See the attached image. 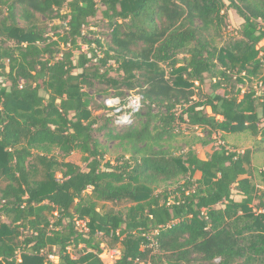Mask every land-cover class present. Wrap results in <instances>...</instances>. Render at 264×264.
<instances>
[{
    "label": "trees",
    "instance_id": "obj_1",
    "mask_svg": "<svg viewBox=\"0 0 264 264\" xmlns=\"http://www.w3.org/2000/svg\"><path fill=\"white\" fill-rule=\"evenodd\" d=\"M228 9L243 22L219 46ZM99 17L105 40L92 30ZM263 40L264 0H0V264H104L118 245L116 264H264L252 151H173L182 125L206 133L202 146L222 133L264 141ZM255 80L260 91L242 93ZM98 86L105 99L144 96L121 128L101 106L124 151L115 163L95 135ZM77 152L82 166L69 160Z\"/></svg>",
    "mask_w": 264,
    "mask_h": 264
},
{
    "label": "rangeland",
    "instance_id": "obj_2",
    "mask_svg": "<svg viewBox=\"0 0 264 264\" xmlns=\"http://www.w3.org/2000/svg\"><path fill=\"white\" fill-rule=\"evenodd\" d=\"M228 4L229 2L226 1ZM226 23L223 27V33L222 37L217 40V43L219 46H223L224 43L237 38L238 31L240 29V25L243 22V20L239 17L237 12L233 9H228L226 11ZM55 23H59V21H55ZM94 27L92 28L93 32H95L96 37H101L103 40L108 38V31L105 28V23L103 20L99 17L98 20H95L93 22ZM90 38H93V35L90 36ZM84 48V47H83ZM259 48H264V40L259 44ZM113 64V63H111ZM114 66V65H113ZM116 67V66H114ZM112 75L117 76L116 73H112ZM216 81L215 79H212L211 77H208L205 84L202 86L201 91L203 94H212V88L211 84ZM238 87L242 88V93L248 90V88H253L257 91H260V83L255 80L252 83H247L246 85H238ZM101 90L100 87H96L94 89L88 90L89 94H91L94 98L93 102V114L98 119H101V122L99 124V128L101 130L97 131L95 133L96 137L101 141L104 149L106 150V156L105 160L110 161L111 163H115L116 159L119 158L121 155L124 154L123 148L119 146L117 142H111L106 134L110 130L111 124L109 123V126H105V109L100 110L101 106H103L104 97L100 94H97V91ZM201 93V94H202ZM218 94H223L224 90L219 89L217 91ZM200 94V93H199ZM208 112H210V109H207ZM183 134L179 137H177L173 141V148H177V150H173L177 152L178 154L187 152L190 147H193V150L198 154V156L201 159H204L208 157L212 151H214L216 148L220 146H225L229 150L237 151L239 153H244L246 150L252 151V163L249 167V175L251 176L252 181L256 184V186L262 190H264V181H263V173H264V141L261 140L260 137H254L249 132L244 133H222L223 138H221L220 134H214L213 135V142L210 143L208 146H202L200 143L197 142L196 136L205 137L206 133L202 132V130H191L187 129V126L182 125ZM129 158L130 155H127ZM70 161L82 166V155L80 153H74L70 158ZM58 178H61V175H57ZM199 178V175H196V179ZM181 180L177 183H166L161 184L160 190L168 188L173 190L176 188L177 184L180 183ZM3 186V184H1ZM87 193H90V189L87 191ZM235 200H241L242 196L238 193L234 192L233 195ZM131 204L129 203H120V204H112V203H99L98 204V211L101 213H107V212H121L125 213L127 208L130 207ZM220 207V206H219ZM79 229L80 230H86L85 223L80 222ZM101 238V237H99ZM102 240H105L106 243L110 242V238L105 237L101 238ZM117 249L121 251V246L118 245ZM53 262L57 263L58 259L53 257Z\"/></svg>",
    "mask_w": 264,
    "mask_h": 264
},
{
    "label": "built area",
    "instance_id": "obj_3",
    "mask_svg": "<svg viewBox=\"0 0 264 264\" xmlns=\"http://www.w3.org/2000/svg\"><path fill=\"white\" fill-rule=\"evenodd\" d=\"M85 49V47H84ZM144 96L139 89L130 91L126 97L120 98L111 96L103 102L106 108L111 109L114 116V125L121 128L125 125L133 123L134 116L141 112L143 108ZM80 225V222H78ZM104 248L107 247L102 245ZM121 255V251L117 248H105L100 258L104 264H116ZM53 260V256H50Z\"/></svg>",
    "mask_w": 264,
    "mask_h": 264
},
{
    "label": "crops",
    "instance_id": "obj_4",
    "mask_svg": "<svg viewBox=\"0 0 264 264\" xmlns=\"http://www.w3.org/2000/svg\"><path fill=\"white\" fill-rule=\"evenodd\" d=\"M205 159V158H204ZM196 175H199V177H201V174L200 173H197ZM243 198V197H242ZM242 200V199H241ZM237 201H240V200H237Z\"/></svg>",
    "mask_w": 264,
    "mask_h": 264
}]
</instances>
